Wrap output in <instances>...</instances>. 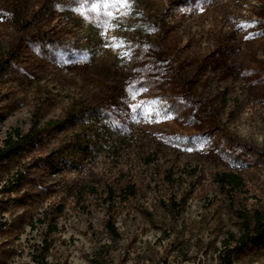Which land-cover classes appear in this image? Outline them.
Wrapping results in <instances>:
<instances>
[{"label": "rangeland", "instance_id": "rangeland-1", "mask_svg": "<svg viewBox=\"0 0 264 264\" xmlns=\"http://www.w3.org/2000/svg\"><path fill=\"white\" fill-rule=\"evenodd\" d=\"M91 3L0 0V144L42 128L0 166V264H220L264 213V0H134L107 24Z\"/></svg>", "mask_w": 264, "mask_h": 264}, {"label": "trees", "instance_id": "trees-1", "mask_svg": "<svg viewBox=\"0 0 264 264\" xmlns=\"http://www.w3.org/2000/svg\"><path fill=\"white\" fill-rule=\"evenodd\" d=\"M5 69L6 67L2 57V50L0 49V77L4 73ZM98 116L99 114L82 108V112L72 114V117L69 119L73 121L72 123L80 122L83 127H88L90 131L87 134L88 137L90 134L98 135L99 133L98 130H94L96 128L93 127L100 121ZM2 118L3 116L0 112V120ZM38 125L39 121L36 120L27 133L15 130L3 140L2 144H0V166L4 165L6 162L14 160L34 148L38 135L42 132V128L38 127ZM46 126L61 128L63 126V122L61 120H51L46 124ZM87 142L90 141H85V144H83L84 141L83 143L79 142V145H75L72 148L76 149L79 154H87ZM16 180L17 181L14 182L13 179L11 185H9V181L6 182V184L3 185L4 189H6L5 191L11 190L14 185H19L23 180V176L17 174ZM219 180L223 184L231 185L233 188H238L242 185V179L234 172L221 174L219 176ZM106 225L112 236H119L118 228L112 220H109ZM244 230V234L240 236L237 241V247L224 250L220 253V264H235V255L246 251L250 247L255 248L256 251L264 249V213L262 211L254 212L252 222L246 224Z\"/></svg>", "mask_w": 264, "mask_h": 264}, {"label": "snow or ice", "instance_id": "snow-or-ice-1", "mask_svg": "<svg viewBox=\"0 0 264 264\" xmlns=\"http://www.w3.org/2000/svg\"><path fill=\"white\" fill-rule=\"evenodd\" d=\"M85 3L88 2V0H84ZM134 2V0H92L91 3V8L93 11L99 12L101 10L104 11L105 16H107L108 18H110L108 21H106L107 23H111L112 20H116L118 19V15L117 13H119V15H126V11L125 12H121V9L124 10H128L131 7V4ZM115 10V11H113ZM201 11L203 10V8L201 7L200 9ZM102 35H106V32L101 33ZM112 45L109 44H105V47H111ZM115 47H121L120 44H116ZM125 55H127L129 58L131 57V52L128 51L125 53ZM138 94V90L133 89L131 92L128 93V95L131 97V101L126 100V104L128 105V107H130L131 109L135 110H139L140 108L143 107L142 103L140 102H135V98ZM153 103H155V101H153ZM167 118V117H166Z\"/></svg>", "mask_w": 264, "mask_h": 264}]
</instances>
